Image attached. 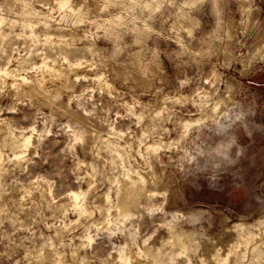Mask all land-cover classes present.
<instances>
[{"label":"clouds","instance_id":"clouds-1","mask_svg":"<svg viewBox=\"0 0 264 264\" xmlns=\"http://www.w3.org/2000/svg\"><path fill=\"white\" fill-rule=\"evenodd\" d=\"M0 264H264V0H0Z\"/></svg>","mask_w":264,"mask_h":264}]
</instances>
